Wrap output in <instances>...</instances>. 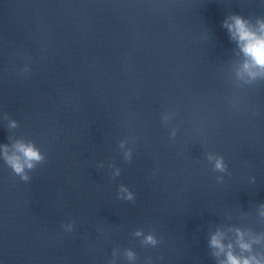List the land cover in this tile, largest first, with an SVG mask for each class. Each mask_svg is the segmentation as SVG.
<instances>
[{
	"label": "clouds",
	"instance_id": "1",
	"mask_svg": "<svg viewBox=\"0 0 264 264\" xmlns=\"http://www.w3.org/2000/svg\"><path fill=\"white\" fill-rule=\"evenodd\" d=\"M222 27L226 28L229 39L234 41L239 52L243 54L244 59L235 66V78L245 84L251 83L257 79H264V18H257L253 24L250 20L240 15H232L222 22ZM5 120L8 121L6 129L10 130L18 127V122L9 119L5 113ZM10 143H0V158L9 167L12 172L18 176L21 181L27 183L32 180V173L36 168L46 161L45 155L31 141L23 138H13L9 134ZM125 149V143L122 141L119 145ZM124 159H131V151L124 150ZM207 159L213 162L214 171L224 173L227 171V165L222 156L209 154ZM98 168H103V162L97 164ZM109 167H113L109 165ZM121 171L119 168L113 169V177H119ZM218 180L222 177H218ZM117 198L128 202H135V194L126 186L119 185ZM260 215L264 216V204L260 205ZM62 228L66 231H72L73 224L62 223ZM235 233V241L225 243L226 234L223 230L217 229L210 234L209 246L214 249L213 255L219 259V264H264V253H257L254 245L264 243V234H253L243 229H229ZM134 236L143 237L142 243L155 246L158 241L152 234L145 235L142 230L133 233ZM239 248L240 254H237L235 248ZM125 257L129 262H134L136 254L131 249H126Z\"/></svg>",
	"mask_w": 264,
	"mask_h": 264
}]
</instances>
